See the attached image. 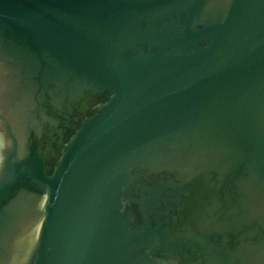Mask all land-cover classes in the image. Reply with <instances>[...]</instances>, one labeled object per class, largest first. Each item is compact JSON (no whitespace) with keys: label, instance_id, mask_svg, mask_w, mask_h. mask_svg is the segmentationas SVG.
<instances>
[{"label":"water","instance_id":"water-1","mask_svg":"<svg viewBox=\"0 0 264 264\" xmlns=\"http://www.w3.org/2000/svg\"><path fill=\"white\" fill-rule=\"evenodd\" d=\"M0 65V264H264V0H0Z\"/></svg>","mask_w":264,"mask_h":264},{"label":"flooded vegetation","instance_id":"flooded-vegetation-1","mask_svg":"<svg viewBox=\"0 0 264 264\" xmlns=\"http://www.w3.org/2000/svg\"><path fill=\"white\" fill-rule=\"evenodd\" d=\"M10 72L0 65V149L7 147L8 129L21 136L23 106L18 104ZM16 132V133H15Z\"/></svg>","mask_w":264,"mask_h":264}]
</instances>
